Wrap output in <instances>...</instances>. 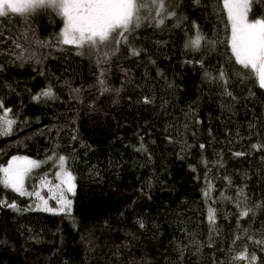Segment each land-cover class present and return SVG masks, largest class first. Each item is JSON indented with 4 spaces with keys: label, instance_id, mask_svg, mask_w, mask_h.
<instances>
[{
    "label": "trees",
    "instance_id": "trees-1",
    "mask_svg": "<svg viewBox=\"0 0 264 264\" xmlns=\"http://www.w3.org/2000/svg\"><path fill=\"white\" fill-rule=\"evenodd\" d=\"M170 3L186 19L164 29L145 21L132 40L141 55L122 48L103 66L113 90L104 94L95 56L58 44L63 19L55 11L0 19V101L16 120L12 133L0 136V167L17 156L46 161L31 172V190L43 176L55 183L58 169L48 157L65 155L76 185L70 215L36 211L35 197L0 189V199L20 209L0 208V264H229L228 249L245 244L257 264L264 261L241 232L264 238V150L251 148L264 144V92L234 61L222 0ZM261 15L264 5L254 4L250 17ZM192 21L207 38L201 52L185 48L195 38ZM198 58L204 69L186 63ZM221 67L236 101L204 78ZM49 87L55 99H33ZM146 96L153 103L144 104ZM141 144L146 150H137ZM241 188L254 215L238 228L233 201L242 199ZM209 207L218 234L209 231ZM237 234L242 239L233 246Z\"/></svg>",
    "mask_w": 264,
    "mask_h": 264
},
{
    "label": "snow or ice",
    "instance_id": "snow-or-ice-1",
    "mask_svg": "<svg viewBox=\"0 0 264 264\" xmlns=\"http://www.w3.org/2000/svg\"><path fill=\"white\" fill-rule=\"evenodd\" d=\"M193 4L200 5L201 0H192ZM254 4L264 5V0H222V11L226 12L227 22L230 25V36L228 38L230 51L236 64L242 69L248 70L252 78L258 83L261 90H264V15L250 17ZM170 0H0V19H11V14L27 18L38 10L52 9L63 19V27L59 32L58 44L72 45L77 49V55H83L85 50L95 56V62L99 69L97 77L99 90L101 94L113 91L106 86L105 74L107 69L103 67L108 64L112 57L126 48V54L129 57H139L142 49L136 48L132 40L135 39L134 33L147 21L148 27L164 29L168 27L167 21L175 20L172 27H180L186 17L178 16L175 7ZM192 28L195 29V38H189L185 44L186 49L193 52H201L202 41L207 38L199 30V25L192 21ZM130 37L132 39H130ZM208 43H212L209 41ZM17 48H22L20 44ZM23 60L21 54L17 57ZM154 63V62H153ZM188 64H198L202 69L205 68L203 59L186 61ZM217 74L205 70L204 78L209 83H216L221 88V95L236 101L238 98L229 89V75L223 67L216 70ZM162 75V73H160ZM169 87H172L169 84ZM79 92L80 89H74ZM117 95L119 90H115ZM41 97L55 99V94L51 87L42 91L33 99L39 101ZM144 104L153 103L150 97H144ZM11 109H7L0 101V136H6L12 133L13 125L16 123L14 117L10 116ZM199 123V121H197ZM255 125H250V128ZM76 139L75 136L72 137ZM201 150L205 148L200 144ZM251 148L256 151L264 150V144L253 143ZM138 151H144L141 144ZM236 157L248 155L243 151L233 152ZM49 160L56 162L57 171L55 178L58 183L53 184L47 176L40 178L37 187L29 188L26 186V180L30 178L33 169L40 168L46 161H36L28 157H13L8 161L7 166L0 167V189L10 190L20 197H35L39 203L35 205L34 210L48 212L53 215L64 213L70 215L72 200L65 193L75 194L76 185L75 176L71 170L66 167L68 157L65 155H54L48 157ZM222 166V165H221ZM195 171V169H193ZM231 183V181H229ZM48 186V195L42 196L39 189ZM205 190L206 200L209 198V191ZM238 197L242 199L234 200V206L237 210V227L240 221L248 218L249 214L254 215V209L247 204L248 197L241 188L237 192ZM225 200L231 199L224 196ZM55 201V205H50L49 201ZM215 202V201H213ZM7 207L14 211H20L15 201L9 202L7 199H0V208ZM259 208L261 205L257 204ZM32 206H29L31 210ZM207 219L209 222L210 233H217L216 228V209L208 208ZM140 228H144L143 222L139 223ZM243 236H247L248 242L255 244L264 251V238L255 239L248 235L247 229H241ZM242 239L240 234L232 237L234 246L238 240ZM212 236H209L208 247H212ZM230 255L229 264H237L239 261H246V264H257L258 257L255 251L250 252L248 244L243 246V250L236 251L234 247L228 249ZM181 254L183 249H180ZM214 264L218 262L214 261ZM264 264V261L261 262Z\"/></svg>",
    "mask_w": 264,
    "mask_h": 264
},
{
    "label": "rangeland",
    "instance_id": "rangeland-1",
    "mask_svg": "<svg viewBox=\"0 0 264 264\" xmlns=\"http://www.w3.org/2000/svg\"><path fill=\"white\" fill-rule=\"evenodd\" d=\"M10 160H11V159H10ZM5 166H7V164H6ZM33 170H34V169H33ZM33 170H32V171H33ZM54 179H55V183H58V181H57L56 178H55V173H54ZM55 183H54V184H55ZM26 185H29V183H27V180H26ZM47 189H48V186H47V185L44 186L42 189H39L40 192H41V195H42V196H47V195H48V191H47ZM65 195H66L69 199L72 200V196H73L72 193H67V192H66ZM37 203H39V201L36 200V204H37ZM36 204H35V205H36ZM49 204H50V205H55V206L59 207L58 205L55 204V201H52V200L49 201Z\"/></svg>",
    "mask_w": 264,
    "mask_h": 264
},
{
    "label": "water",
    "instance_id": "water-1",
    "mask_svg": "<svg viewBox=\"0 0 264 264\" xmlns=\"http://www.w3.org/2000/svg\"><path fill=\"white\" fill-rule=\"evenodd\" d=\"M264 92V90H262Z\"/></svg>",
    "mask_w": 264,
    "mask_h": 264
}]
</instances>
